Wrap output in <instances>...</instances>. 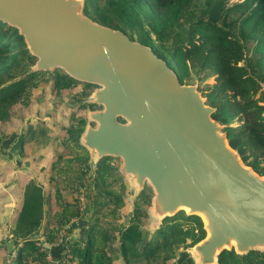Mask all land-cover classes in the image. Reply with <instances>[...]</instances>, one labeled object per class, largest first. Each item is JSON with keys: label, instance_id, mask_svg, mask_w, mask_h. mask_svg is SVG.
I'll return each instance as SVG.
<instances>
[{"label": "water", "instance_id": "95a60500", "mask_svg": "<svg viewBox=\"0 0 264 264\" xmlns=\"http://www.w3.org/2000/svg\"><path fill=\"white\" fill-rule=\"evenodd\" d=\"M0 19L16 27L35 70L62 69L96 85L81 143L97 161L120 158L128 185L154 190L157 219L199 215L206 237L196 264H217L234 248L264 250V175L228 142L198 84L182 83L151 48L84 13V0H0Z\"/></svg>", "mask_w": 264, "mask_h": 264}, {"label": "trees", "instance_id": "16d2710c", "mask_svg": "<svg viewBox=\"0 0 264 264\" xmlns=\"http://www.w3.org/2000/svg\"><path fill=\"white\" fill-rule=\"evenodd\" d=\"M195 1L84 0V13L151 46L175 70L182 83H187L185 78L192 70L204 72V79L214 76L213 84L207 83L201 89L199 86L206 103L216 108L213 118L223 125L229 144L239 152L243 162L264 175L259 158V153L263 154L264 161V0H243L229 7L226 6L230 0H207L196 19L182 23ZM136 29L139 33L132 36L129 32ZM250 44L253 48L249 56ZM36 61L19 30L0 19V121L8 119L13 105L25 101L32 86L48 74L54 77L58 90L81 82L62 69L35 70ZM235 120L239 121L237 125H233ZM87 124L81 119L72 124L65 138L69 154L61 156L53 168L60 182L70 186L75 179L83 178L85 173L80 169L87 170L94 164L91 176L95 187L94 212L84 228L86 243L72 247L71 238H65L62 246L69 243V249L60 255L51 252L55 258L62 260L66 255L67 264H112L114 258L108 250L111 238L100 222V215L111 219L107 222L111 229L119 230L118 250L125 264H137L142 257L163 250L176 255L181 248L194 247L206 237L201 216L189 215L185 210L164 217L153 240L143 237L135 213L129 224L120 228L117 219L129 186L112 157L94 161L82 145L81 136ZM71 177L72 181L67 182ZM59 204V210L54 211V223L46 233L49 242L56 241L61 226L79 214L75 204ZM44 205L41 185L34 180L26 182L11 228V234L19 242L17 264L48 262V254L32 239L42 225ZM138 209L136 204L135 210ZM217 264H264V250L240 254L234 248L225 249L218 255Z\"/></svg>", "mask_w": 264, "mask_h": 264}, {"label": "rangeland", "instance_id": "374dc122", "mask_svg": "<svg viewBox=\"0 0 264 264\" xmlns=\"http://www.w3.org/2000/svg\"><path fill=\"white\" fill-rule=\"evenodd\" d=\"M241 1L243 0H230L226 7ZM204 2L207 3V0L193 2L182 23L185 24L187 20L196 19L201 9L206 7ZM129 33L131 35L139 33V29ZM248 47L250 56L253 46L250 44ZM203 75L204 72L192 70L185 80L188 84H198L200 89L204 88L207 83H214V76L204 79ZM95 89L96 85H86L80 82L58 90L54 77L48 74L32 86L30 95L25 98V101L13 105L8 119L0 121V264H9L8 260L14 252H16V256L11 264H17L18 240L11 234V228L15 224L23 198L24 185L29 180L39 183L45 196L42 225L38 233L32 236L40 249H42L40 237L45 235L49 227L53 225L54 211L59 210L60 202L75 204L79 209V214L71 218L77 219L75 226L67 231L65 227L71 220L64 223L57 233L58 238L51 243H62L61 235L65 233L63 239L72 236L70 240L72 247L75 245L82 247L86 243L84 228L94 212L92 202L95 187L91 178L94 164L89 165L87 170L80 169L85 173L83 178L75 179L72 184L70 183V186L60 182L53 165L61 156L69 154V150L65 146V138L74 122L81 119L88 124L96 125L88 117V112L91 109L102 108L88 103ZM203 98L206 101V97ZM238 123L239 121L235 120L233 125ZM255 152V155L259 153L257 149ZM259 158L264 165L263 154L259 153ZM111 159H113V164L120 169L121 159ZM72 179L71 177L67 182ZM128 186L124 199L125 204L120 210V218L117 219L118 226L120 228L127 226L131 216L135 213L143 237L153 240L162 221L150 213L154 190L149 184L142 191H138L134 185ZM136 204L139 206L138 210H135ZM99 217L105 230H108V237L111 238L108 250L114 258L112 264H125V259L118 250L120 246L119 230L111 229V226L107 224V222H111V219H107L103 215ZM79 223L82 224V228L74 230L79 226ZM64 249H69V243L64 245ZM192 249L193 247L181 248L176 255H172L168 250H163L153 256L142 257L137 264H196L192 257ZM64 259L67 264L69 260L66 255Z\"/></svg>", "mask_w": 264, "mask_h": 264}, {"label": "built area", "instance_id": "2783aa9c", "mask_svg": "<svg viewBox=\"0 0 264 264\" xmlns=\"http://www.w3.org/2000/svg\"><path fill=\"white\" fill-rule=\"evenodd\" d=\"M77 223V219L76 218H73L69 223H68V225H66V227H65V230H67V231H69V230H71V228H73V226L75 225ZM66 234V233H65ZM65 234H63V235H61V242H63V237H64V235ZM40 239H41V246H42V249L41 250H43V251H45L47 254H48V256H47V259H48V262H47V264H65V261H64V259H57V258H55L54 256H53V254L51 253V248H52V246L54 245L53 243H51V242H49L48 240H47V236H46V234L45 235H41V237H40ZM15 256H16V252H14V253H12V256L9 258V260H8V263L9 264H11L12 262H13V259L15 258Z\"/></svg>", "mask_w": 264, "mask_h": 264}, {"label": "crops", "instance_id": "0c3cea01", "mask_svg": "<svg viewBox=\"0 0 264 264\" xmlns=\"http://www.w3.org/2000/svg\"><path fill=\"white\" fill-rule=\"evenodd\" d=\"M94 158V157H93ZM82 228V224H80L79 223V226H77V228L76 229H74V230H77V229H79V228ZM82 231H83V229H82ZM71 238H72V236H71ZM63 244L62 243H55L53 246H52V248H51V252L54 254V255H60V254H63L64 253V248H63V246H62ZM189 263H190V261H188Z\"/></svg>", "mask_w": 264, "mask_h": 264}]
</instances>
